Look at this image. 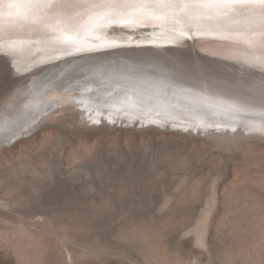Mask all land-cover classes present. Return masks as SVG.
<instances>
[{"label":"rangeland","instance_id":"obj_1","mask_svg":"<svg viewBox=\"0 0 264 264\" xmlns=\"http://www.w3.org/2000/svg\"><path fill=\"white\" fill-rule=\"evenodd\" d=\"M23 86L0 82V115ZM72 106L0 146V264H264L262 133L99 125Z\"/></svg>","mask_w":264,"mask_h":264},{"label":"bare ground","instance_id":"obj_2","mask_svg":"<svg viewBox=\"0 0 264 264\" xmlns=\"http://www.w3.org/2000/svg\"><path fill=\"white\" fill-rule=\"evenodd\" d=\"M0 18H7V0L0 2ZM171 29V24H148L133 28L105 27L96 33L98 39L90 38L84 46L89 50H70V54L65 55L34 45L17 51L12 60L6 55H0V63L5 58L13 70L21 73L36 67H45L41 71L31 72L26 84L18 92L14 91L15 94L10 90L14 98L6 106L10 104L12 107L8 111V107H5L0 115V146L10 143L21 134L30 135L42 124L46 111L54 105L67 104H77L83 114L88 112V117L98 121L99 125L104 120L97 117H106L108 114L110 118H107V122L110 119L119 121V116L124 115L129 116L128 120L137 118L134 119L135 124L143 121L141 126L155 116L157 120L151 121L152 124L172 127L177 131L182 128L186 131L189 127L208 133L222 128H231L233 131H246L249 128L264 136V91L255 97L223 87L218 73L212 72L205 60L210 61L208 58H213L228 62L241 71L257 74L261 80L264 79V68L246 63V54L239 50H229L226 41L195 36L173 41ZM19 39L23 40L25 37L20 36ZM139 46H151L152 50L129 49ZM188 46L194 49L196 59L202 62L199 66L189 58L187 50L191 48L187 49ZM67 56L73 58L67 62L62 61ZM136 57L141 61L138 64L131 61V58ZM90 58L98 60L87 62L86 59ZM145 58H149L150 62ZM188 58L191 63L187 61ZM154 60H170L173 63L171 67L161 68L155 65ZM57 61L58 65L54 64ZM86 67L93 70L64 75L66 71ZM219 71L223 73L222 69ZM40 75L43 76L38 79ZM215 84L214 89L223 92L228 90L233 97H222L223 94L220 95L219 92H210V86ZM13 86H17V82ZM255 86L249 87L260 89L259 85ZM110 114L115 117L112 118ZM250 116L255 119L249 118ZM107 122L105 121L106 124Z\"/></svg>","mask_w":264,"mask_h":264},{"label":"snow or ice","instance_id":"obj_3","mask_svg":"<svg viewBox=\"0 0 264 264\" xmlns=\"http://www.w3.org/2000/svg\"><path fill=\"white\" fill-rule=\"evenodd\" d=\"M148 24H171L173 41H226L229 50L246 54V63L264 68V0H7L0 55L12 60L34 45L67 55L89 50L84 46L105 27Z\"/></svg>","mask_w":264,"mask_h":264},{"label":"water","instance_id":"obj_4","mask_svg":"<svg viewBox=\"0 0 264 264\" xmlns=\"http://www.w3.org/2000/svg\"><path fill=\"white\" fill-rule=\"evenodd\" d=\"M142 29H146V28L142 27ZM164 47H166V46H164ZM129 49H131V50L139 49V50L147 51V50H152V47L151 46H146V47L139 46V47H132V48H129ZM70 58H73V57H68L67 56L66 58H63L64 60H62V61L67 62V61H69ZM137 58L138 57L131 58V61L134 62L135 64L140 63L141 61L138 60ZM189 58L191 59L192 57L189 56ZM189 58L187 59V61L188 62L190 61V63H191V60H189ZM208 59L210 61H206L205 60V62L209 63V67L210 68H211V66H216V67L219 66V67H222V68L223 67L230 68V69H232V71L237 72V73L241 71V69H239L238 67L229 65L228 62H220L219 60H214V59H210V58H208ZM86 60H87V62L97 61L98 58L97 59L90 58V59H86ZM192 61H194L195 65H198V66H199V64L202 63V62H200V59L198 61L199 64L197 63V61L195 62L194 58H192ZM78 62H80V61H78ZM154 62H155V65H157V66H159L161 68L171 67V65H172L171 63H173V61H170V60L169 61H167V60H165V61H163V60H155ZM0 64H2V65H0V82L1 81L9 82V81L17 80V81H23L25 83L27 81V79H28L27 78L28 75L31 72H34V71H37V70L41 71V70H43L45 68L44 66L36 67V68H34V69H32V70H30L28 72H22L21 73V72L15 70V69L13 70L12 69L13 68L12 65L9 63V61L5 60V58L3 60H1ZM54 64L58 65V61L54 62ZM211 71L216 73V71H214V69L213 70L211 69ZM43 74H45V73H43ZM41 76H43V75H40L38 77V79L41 78ZM263 81H264V79H263ZM231 82L232 83L230 84V83H225V82L221 81L223 87H227V88L232 89V90L236 89V90L241 91L243 93L254 95L255 97L256 96H260V94H262V92L264 91V86H262L261 83L258 84V85H260V89H259L260 91L258 92V91H256L258 89L254 90V89H251L250 87H247V84H246L244 79L242 80V79L239 78L238 80H236V81L233 80ZM214 83H216V82L214 81ZM210 87H212V89H210L211 91L210 90L209 91L212 92V93L219 92L220 95L223 94L222 97H226V96L231 97V98L233 97V94L230 91H228V90H225L226 92H223L221 90H217L216 88L214 89V87H216V84H215V86L213 85V86H210ZM220 88H221V86H220ZM169 123L170 122H167V124H169ZM241 130L244 131V129H241Z\"/></svg>","mask_w":264,"mask_h":264}]
</instances>
